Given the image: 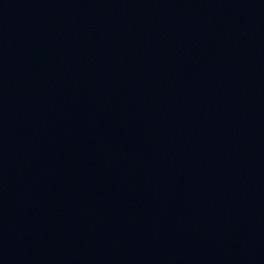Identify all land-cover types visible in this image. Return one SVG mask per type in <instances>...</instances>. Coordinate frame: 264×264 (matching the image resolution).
<instances>
[{"label": "water", "instance_id": "obj_1", "mask_svg": "<svg viewBox=\"0 0 264 264\" xmlns=\"http://www.w3.org/2000/svg\"><path fill=\"white\" fill-rule=\"evenodd\" d=\"M264 110V0H0V177L118 161Z\"/></svg>", "mask_w": 264, "mask_h": 264}]
</instances>
